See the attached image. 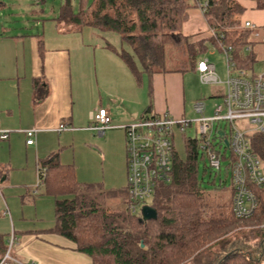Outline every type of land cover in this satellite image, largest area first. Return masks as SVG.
<instances>
[{
	"label": "crops",
	"instance_id": "0c3cea01",
	"mask_svg": "<svg viewBox=\"0 0 264 264\" xmlns=\"http://www.w3.org/2000/svg\"><path fill=\"white\" fill-rule=\"evenodd\" d=\"M238 1L245 7L241 23L264 25V9L252 0ZM43 12L34 10L32 21L23 24L0 20V129L8 133L0 138V235H14L11 254L27 264H92L72 241L49 231L55 223L54 197L37 183V168L57 154L59 163L72 166L76 182L105 197L118 196L122 207H106L122 210L127 181L123 126L136 122L148 107L154 114L187 119V71L149 77L138 59L134 69L125 63L120 50H131L119 37L59 21L53 8ZM181 31L194 40L209 37L197 8L188 10ZM98 107L111 118L102 134L90 119ZM31 128L35 141L27 145L25 131ZM79 144L98 160L99 172L75 164Z\"/></svg>",
	"mask_w": 264,
	"mask_h": 264
},
{
	"label": "trees",
	"instance_id": "16d2710c",
	"mask_svg": "<svg viewBox=\"0 0 264 264\" xmlns=\"http://www.w3.org/2000/svg\"><path fill=\"white\" fill-rule=\"evenodd\" d=\"M202 1L207 5L201 14L215 37L191 41L181 27L188 10L198 9ZM252 1L257 9H264V0ZM244 10L238 0H78L77 10L71 0H63L57 18L119 34L131 50H120L125 63L134 69V58L138 59L151 77L195 70L208 46H218L219 38L232 45L238 65L251 62L253 56L243 53L244 46L252 42L250 31L240 25ZM144 114L154 113L148 107ZM181 132L185 156L179 158L173 146L169 181L159 182L146 203L156 209L155 220L139 221L140 212L129 209L127 181L125 207L108 211L97 200V189L82 187L75 181L71 165L59 163L57 154L49 156L42 164V183L54 197L55 223L49 231L72 241L75 250L89 256L92 264H185L190 260L198 264H264V187L251 186L255 209L247 217H236L232 183L213 178L206 181V187L199 177L203 138ZM248 138L264 171V131L251 132ZM7 240L0 235V260Z\"/></svg>",
	"mask_w": 264,
	"mask_h": 264
},
{
	"label": "built area",
	"instance_id": "2783aa9c",
	"mask_svg": "<svg viewBox=\"0 0 264 264\" xmlns=\"http://www.w3.org/2000/svg\"><path fill=\"white\" fill-rule=\"evenodd\" d=\"M207 5L201 2L200 12ZM243 28L253 31L258 27L255 23L245 21ZM259 37L258 32H254ZM209 36H214L209 29ZM216 46L225 57L226 78L225 92L220 101L213 105L212 113H204L205 104L196 101L193 109L201 116L196 120L176 119L169 114H144L136 122L124 125L127 194L131 203L129 209L136 213L140 207L150 200L155 186L159 182H167L170 178L172 151L174 146L173 127L176 124L180 131H185L193 122H197V132L203 138L201 150L206 151L210 165L219 170L220 160L215 152L209 149L212 135L217 136V130L222 129L219 137L228 140L231 151L232 171V211L236 217H247L255 209L256 201L251 186L264 187V171L260 158L254 153L248 134L254 131H264V59L255 57L245 66H240L234 58L233 47L222 43L220 38ZM264 43V35L261 36ZM252 52V47L246 44L243 53ZM250 56V54L248 55ZM260 63L258 71L253 66ZM195 71L201 83H216L221 80L215 73L214 64L206 56L201 57L195 66ZM91 121L99 133H103L110 126L111 118L104 107H98L90 114ZM225 121L229 124V131L215 124ZM64 126L61 125V128ZM26 144H34L35 129L25 131ZM6 130L0 129V138H7ZM222 139V140H221ZM45 175L44 168H37V183H42ZM15 237L11 234L9 247L0 260V264H24L11 254Z\"/></svg>",
	"mask_w": 264,
	"mask_h": 264
},
{
	"label": "rangeland",
	"instance_id": "374dc122",
	"mask_svg": "<svg viewBox=\"0 0 264 264\" xmlns=\"http://www.w3.org/2000/svg\"><path fill=\"white\" fill-rule=\"evenodd\" d=\"M0 1H4L5 3V5H0V20L2 21L16 20L15 23L19 22L23 24L27 20H29V22L32 21V19L34 18L33 11L34 10L36 11V9L38 8L43 9L44 12L42 16L49 13L50 9L52 8L53 10H56V12H58L59 6L61 5L63 0H45V2L44 0H0ZM71 3H72V8L74 10H77L78 0H71ZM1 24H7V23H1ZM44 26L46 29L47 25L45 24ZM241 28L243 27L241 26ZM96 31L95 33L104 35L107 38L110 36L115 37L116 39L117 37L120 38L119 34L115 32L104 33L101 31H97V32ZM254 32H258L259 37H255L253 35ZM250 35L252 38L251 39L252 42L248 43V45L252 47V52L246 53V55L248 56L250 54L251 56H253V58L255 57L258 60L261 59L263 60L264 43L261 41V36L264 35V25L260 27H256L255 30L250 31ZM196 40L198 39L195 40L191 39V41H196ZM110 42L112 43V40ZM203 56L208 57V60L214 64L215 73L221 81L216 83H201L198 74L196 72L187 71L184 73L186 76L185 117L191 120H196L198 117L201 116L200 113H197L193 109V104L196 101H201L205 104V111L203 114L209 116L212 113L213 105L220 101L221 95L226 90V86L224 84V80L226 78V68H225V57L223 53L217 47H214L213 45H209L208 49L206 50ZM259 68H260V63H256L253 66V70L255 72L258 71ZM215 126L225 129L227 133L229 131V124L225 121H220L219 123H216ZM196 128H197V122H193L192 125L188 129H186L185 136L190 138H193L195 135L199 136L198 133H196L197 132ZM173 133H174L173 135L174 148L179 158L182 159L185 156V146H184L185 141L183 138V133L180 131L179 127L176 124L173 127ZM208 147L212 152L216 153L218 159L220 160V168L219 170L213 169L210 165L209 157L207 156L206 151H203V156H200L198 160V169H199L198 173H199V177L203 179L204 186L209 187L206 181L212 180L213 178H215L216 182H220L223 180L224 182H226V184L232 183V171H231V162H230L231 151L228 149V147L224 145L223 141H220L219 137L215 136L214 134L211 137L210 144ZM76 151H77L76 154L77 162L75 164L79 163L85 168H91L94 172H99V169L101 170L102 166H100L98 160L97 159L93 160L94 157L92 155L84 154L85 151L82 152V148L80 144L78 145ZM200 152H202V150ZM113 161L115 164L116 162L114 157H113ZM93 190L96 191V189ZM91 195L92 196L95 195L96 197V194L91 193L90 196ZM96 198L97 200H99V202H101L103 208H105V210L108 211H110V209H108L107 207H111L112 209H117L123 206L122 200L118 196L105 197V195L99 194L98 197ZM103 201H104V205H103ZM146 203H150V201L148 200L146 201ZM10 236L11 235L8 236V240H7L8 247H9ZM185 264H198V263L196 261L190 260Z\"/></svg>",
	"mask_w": 264,
	"mask_h": 264
},
{
	"label": "water",
	"instance_id": "95a60500",
	"mask_svg": "<svg viewBox=\"0 0 264 264\" xmlns=\"http://www.w3.org/2000/svg\"><path fill=\"white\" fill-rule=\"evenodd\" d=\"M222 135H223V130L222 129L217 130V136L221 137ZM223 143L226 147H228V140L226 138H223ZM139 212H140L139 221L155 220L157 217L156 209L149 204L141 205ZM140 246L143 247V244H140Z\"/></svg>",
	"mask_w": 264,
	"mask_h": 264
}]
</instances>
